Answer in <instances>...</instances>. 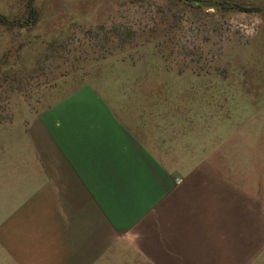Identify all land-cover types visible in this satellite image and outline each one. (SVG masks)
I'll list each match as a JSON object with an SVG mask.
<instances>
[{
	"label": "rangeland",
	"instance_id": "1",
	"mask_svg": "<svg viewBox=\"0 0 264 264\" xmlns=\"http://www.w3.org/2000/svg\"><path fill=\"white\" fill-rule=\"evenodd\" d=\"M199 1L0 0V264H48L52 134L114 94L184 101L175 129L202 152L187 175L209 246L169 264H264V0Z\"/></svg>",
	"mask_w": 264,
	"mask_h": 264
},
{
	"label": "crops",
	"instance_id": "2",
	"mask_svg": "<svg viewBox=\"0 0 264 264\" xmlns=\"http://www.w3.org/2000/svg\"><path fill=\"white\" fill-rule=\"evenodd\" d=\"M95 98L84 97L88 105L70 115L65 134H52L54 150L65 153L58 167L66 170L51 182L53 238L45 263L169 264L180 261L173 257L196 256L195 249L209 243H203V222L187 175L202 152L181 139L186 134L181 123L175 129L177 105L185 102L116 94ZM10 224L11 218L3 226L10 229ZM26 243L18 245L32 244ZM25 255L21 251L16 264H27ZM11 258L4 264L15 263Z\"/></svg>",
	"mask_w": 264,
	"mask_h": 264
},
{
	"label": "water",
	"instance_id": "3",
	"mask_svg": "<svg viewBox=\"0 0 264 264\" xmlns=\"http://www.w3.org/2000/svg\"><path fill=\"white\" fill-rule=\"evenodd\" d=\"M199 3L202 6H217L219 4L218 0H200Z\"/></svg>",
	"mask_w": 264,
	"mask_h": 264
},
{
	"label": "built area",
	"instance_id": "4",
	"mask_svg": "<svg viewBox=\"0 0 264 264\" xmlns=\"http://www.w3.org/2000/svg\"><path fill=\"white\" fill-rule=\"evenodd\" d=\"M174 181H175V182H179V178H178V177H175V178H174Z\"/></svg>",
	"mask_w": 264,
	"mask_h": 264
},
{
	"label": "trees",
	"instance_id": "5",
	"mask_svg": "<svg viewBox=\"0 0 264 264\" xmlns=\"http://www.w3.org/2000/svg\"><path fill=\"white\" fill-rule=\"evenodd\" d=\"M2 16H0V21H3V19L1 18Z\"/></svg>",
	"mask_w": 264,
	"mask_h": 264
}]
</instances>
